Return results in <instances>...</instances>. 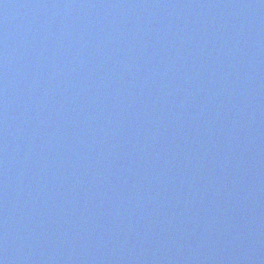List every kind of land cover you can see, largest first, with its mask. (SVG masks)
Instances as JSON below:
<instances>
[{
  "label": "water",
  "instance_id": "95a60500",
  "mask_svg": "<svg viewBox=\"0 0 264 264\" xmlns=\"http://www.w3.org/2000/svg\"><path fill=\"white\" fill-rule=\"evenodd\" d=\"M0 264H264V0H0Z\"/></svg>",
  "mask_w": 264,
  "mask_h": 264
}]
</instances>
